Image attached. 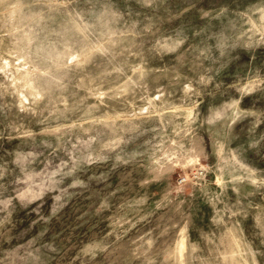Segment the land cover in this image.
I'll return each mask as SVG.
<instances>
[{
	"label": "rangeland",
	"instance_id": "obj_1",
	"mask_svg": "<svg viewBox=\"0 0 264 264\" xmlns=\"http://www.w3.org/2000/svg\"><path fill=\"white\" fill-rule=\"evenodd\" d=\"M0 264H264V0H0Z\"/></svg>",
	"mask_w": 264,
	"mask_h": 264
}]
</instances>
